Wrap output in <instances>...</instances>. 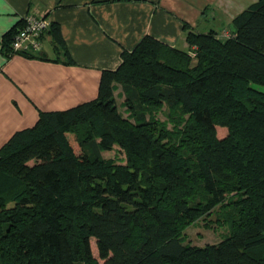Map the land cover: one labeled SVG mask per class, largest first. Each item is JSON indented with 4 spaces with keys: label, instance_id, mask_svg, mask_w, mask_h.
I'll return each instance as SVG.
<instances>
[{
    "label": "trees",
    "instance_id": "1",
    "mask_svg": "<svg viewBox=\"0 0 264 264\" xmlns=\"http://www.w3.org/2000/svg\"><path fill=\"white\" fill-rule=\"evenodd\" d=\"M232 23L225 40L188 31L191 53L143 37L102 71L96 98L12 134L0 148V264H264V0ZM20 25L4 35L6 57ZM47 33L74 63L60 26ZM164 106L172 129L156 116ZM116 147L124 160L104 155ZM216 208L229 234L185 243Z\"/></svg>",
    "mask_w": 264,
    "mask_h": 264
},
{
    "label": "crops",
    "instance_id": "2",
    "mask_svg": "<svg viewBox=\"0 0 264 264\" xmlns=\"http://www.w3.org/2000/svg\"><path fill=\"white\" fill-rule=\"evenodd\" d=\"M257 0H0V148L12 134L33 126L40 111L62 110L98 96L102 71L115 70L122 52L149 35L168 48L192 52L188 31L214 30L231 36L234 17ZM29 13L60 26L74 63L43 37L46 58L14 53L6 57L3 38ZM167 58L173 51L165 53ZM58 58L57 60H54ZM116 96L124 100L122 90Z\"/></svg>",
    "mask_w": 264,
    "mask_h": 264
},
{
    "label": "rangeland",
    "instance_id": "3",
    "mask_svg": "<svg viewBox=\"0 0 264 264\" xmlns=\"http://www.w3.org/2000/svg\"><path fill=\"white\" fill-rule=\"evenodd\" d=\"M250 2L251 0H246ZM178 65H180L178 63ZM184 66V65H183ZM187 66V65H186ZM260 88H263L260 86ZM118 103L120 104V110L126 116L128 115L124 106L121 104V97L118 96ZM178 111V108L176 109ZM179 114V111H178ZM156 116L161 120L167 122L168 128L172 129L174 125V120L171 118V112L168 106H164L160 109ZM226 127H217L218 135L222 136L225 134ZM79 147H77L78 149ZM104 155L109 158L116 157L117 160L121 161L125 159V155L118 147L113 150L105 151ZM219 208H216L212 214L206 215L200 220L189 225L185 230V243H190L193 245L203 246L207 243H216L222 240L229 234V222L223 221V216L221 215ZM92 248L95 256H98V250L96 247L95 239L91 240Z\"/></svg>",
    "mask_w": 264,
    "mask_h": 264
},
{
    "label": "built area",
    "instance_id": "4",
    "mask_svg": "<svg viewBox=\"0 0 264 264\" xmlns=\"http://www.w3.org/2000/svg\"><path fill=\"white\" fill-rule=\"evenodd\" d=\"M50 24L43 15L35 13L24 15L12 41L13 53L39 52Z\"/></svg>",
    "mask_w": 264,
    "mask_h": 264
},
{
    "label": "water",
    "instance_id": "5",
    "mask_svg": "<svg viewBox=\"0 0 264 264\" xmlns=\"http://www.w3.org/2000/svg\"><path fill=\"white\" fill-rule=\"evenodd\" d=\"M230 28H231L232 31H235L236 30V28L234 27V24L233 23H231Z\"/></svg>",
    "mask_w": 264,
    "mask_h": 264
}]
</instances>
